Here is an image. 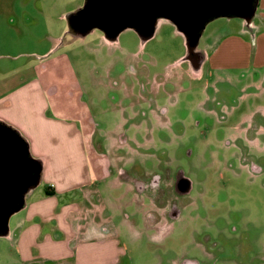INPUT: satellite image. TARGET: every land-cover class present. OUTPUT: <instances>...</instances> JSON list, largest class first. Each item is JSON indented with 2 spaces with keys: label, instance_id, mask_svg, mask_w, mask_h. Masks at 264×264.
Returning a JSON list of instances; mask_svg holds the SVG:
<instances>
[{
  "label": "rangeland",
  "instance_id": "rangeland-1",
  "mask_svg": "<svg viewBox=\"0 0 264 264\" xmlns=\"http://www.w3.org/2000/svg\"><path fill=\"white\" fill-rule=\"evenodd\" d=\"M84 3L0 0V93L37 77L49 102L60 91L49 114L79 124L89 117L97 129L89 145L99 154L76 144L100 196L82 214L84 221L99 223L95 234L107 228L115 239V264H264V74L207 64L204 78L186 76L156 88L147 84L150 75L167 66L170 75L181 69L188 54L184 34L160 19L146 41L131 28L110 43L101 40L99 29L73 36L65 15ZM244 23L239 17L210 21L198 48L210 53ZM176 59L178 66L172 63ZM71 81L84 88L70 91ZM260 81V87L253 84ZM121 133L126 143L119 141ZM97 156L104 169L94 166ZM121 167L136 179L158 177L164 197L179 200L180 219L168 227L165 209L123 182ZM179 173L191 189L177 197L170 184ZM45 184L39 181L28 192L27 204L46 197ZM153 208L159 211L158 227L147 222L145 213ZM27 211L12 216L10 230L18 225L21 231L18 223ZM17 234L0 236V264H57L24 261Z\"/></svg>",
  "mask_w": 264,
  "mask_h": 264
},
{
  "label": "crops",
  "instance_id": "crops-1",
  "mask_svg": "<svg viewBox=\"0 0 264 264\" xmlns=\"http://www.w3.org/2000/svg\"><path fill=\"white\" fill-rule=\"evenodd\" d=\"M100 38L103 42H109L105 36ZM211 47L210 53L197 48L202 53L198 64L185 57L179 66L181 69L170 75L167 66L163 73L150 75L147 84L151 81L159 88L163 82L181 81L186 76L204 78L207 64L216 70L238 69L264 74V0L259 1L250 26L245 22L236 32L224 36ZM180 59L172 63L178 66ZM164 77L166 80H163ZM41 84L36 77L11 91L0 93V121L27 140L30 154L42 165L40 182L46 183V197L27 204V194L36 185L26 193L22 209L27 208L28 211L25 219L18 223L22 229L18 233L17 225L16 229L9 230L8 235L15 237L18 233L17 242L24 261L34 262L38 258L43 263L115 264L119 255L111 245L115 239L108 236L107 228L95 234L99 223L95 227L89 223L88 217L87 222L82 217L87 207H91L90 203L100 196L95 195L96 191L99 194L97 182L91 181L88 169L83 167L86 164L85 152L77 154L76 144L83 143L90 154H99L93 145H89L97 129L89 117L87 123L82 120L79 124L66 116L49 114L53 107L52 100L60 95V91H54L49 102L47 91ZM253 84L260 87L262 83ZM68 86L70 91L84 88L76 86L73 81ZM94 166H104L101 167L104 169L105 162L97 156ZM106 170L108 168L103 171ZM48 191L52 194H48ZM57 197L63 200L57 201ZM98 208V212L103 214L105 207L100 205ZM48 233L55 234L57 240Z\"/></svg>",
  "mask_w": 264,
  "mask_h": 264
},
{
  "label": "water",
  "instance_id": "water-1",
  "mask_svg": "<svg viewBox=\"0 0 264 264\" xmlns=\"http://www.w3.org/2000/svg\"><path fill=\"white\" fill-rule=\"evenodd\" d=\"M259 1L85 0L81 8L69 12L65 18L69 34L82 36L99 29L110 42L117 41L128 28L135 29L146 41L154 35L160 19H168L186 37L187 59L195 63L192 55L198 53L200 37L210 21L219 17H239L250 26ZM13 146L14 152L9 155L3 147L0 150V236L9 233L12 216L24 206L25 195L40 181L42 170L38 161L40 170L36 179L33 160L25 155L20 141Z\"/></svg>",
  "mask_w": 264,
  "mask_h": 264
},
{
  "label": "flooded vegetation",
  "instance_id": "flooded-vegetation-1",
  "mask_svg": "<svg viewBox=\"0 0 264 264\" xmlns=\"http://www.w3.org/2000/svg\"><path fill=\"white\" fill-rule=\"evenodd\" d=\"M201 55L202 53L200 52L192 55L193 61H195V63H198L201 59ZM118 139L122 143H126L128 140L126 135L123 133L119 135ZM22 140L23 139L19 137V135L16 133L14 129L8 128V126H6L3 122L0 121V146H1L0 150H2L1 148L3 147L4 151L9 155L12 152H14L15 147L13 146V144L20 141V145L22 146V148H24L23 150L25 151V155H27L26 145L24 143V140L23 141ZM31 163L36 168L35 170L36 173L34 176L37 179V177H39V170H40L39 164L34 161ZM253 169L254 171H259V168L256 165H253ZM119 170H120V176H121L122 181L127 182V184L129 185L131 184L132 186L131 185L130 186L135 190V192L138 195H144L145 199H148L149 203L150 202L153 204L155 203L154 205L157 208L165 209L164 215L166 216L168 220L167 221L168 223H166L168 227H170V225L172 224V222H174V220L180 219L181 210L179 208V200L173 199V198L168 199L169 197L166 198V196L164 197V191H162L158 186L159 180H160L158 179V177L151 175V176H148V178L145 180L141 178L136 179V178H133L131 173L127 172L122 167ZM170 185L172 186L175 192V195L177 197L187 194L191 189L190 180L184 175H182L181 173L177 174V176L175 177V179ZM130 189L127 188V191L130 192ZM180 206L183 207L182 205ZM158 212H159L158 210H155V208H153L151 210L149 209L145 213L147 217V222L150 221L151 226L153 227L157 226L156 225L157 222H154V221L157 220ZM183 264H198V263L194 260H186Z\"/></svg>",
  "mask_w": 264,
  "mask_h": 264
},
{
  "label": "trees",
  "instance_id": "trees-1",
  "mask_svg": "<svg viewBox=\"0 0 264 264\" xmlns=\"http://www.w3.org/2000/svg\"><path fill=\"white\" fill-rule=\"evenodd\" d=\"M24 140V143H25V145H26V153H27V155H28V157L30 158V159H32L34 162H37L38 163V161L37 160H35L33 157H32V155L30 154V151H29V144H28V142H27V140L26 139H23ZM48 194H52V192L50 191H48L47 192Z\"/></svg>",
  "mask_w": 264,
  "mask_h": 264
}]
</instances>
